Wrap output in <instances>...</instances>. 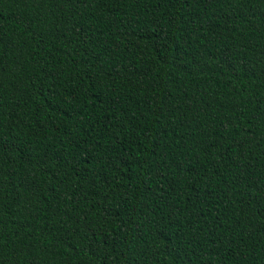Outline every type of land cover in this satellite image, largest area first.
I'll use <instances>...</instances> for the list:
<instances>
[{
  "label": "trees",
  "instance_id": "1",
  "mask_svg": "<svg viewBox=\"0 0 264 264\" xmlns=\"http://www.w3.org/2000/svg\"><path fill=\"white\" fill-rule=\"evenodd\" d=\"M0 264H264V0H0Z\"/></svg>",
  "mask_w": 264,
  "mask_h": 264
}]
</instances>
